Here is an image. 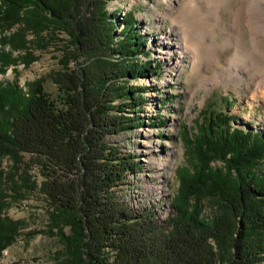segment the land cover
I'll return each mask as SVG.
<instances>
[{
	"label": "trees",
	"instance_id": "16d2710c",
	"mask_svg": "<svg viewBox=\"0 0 264 264\" xmlns=\"http://www.w3.org/2000/svg\"><path fill=\"white\" fill-rule=\"evenodd\" d=\"M109 1L0 0L2 71L17 62L12 51H26L25 64L35 60L27 32L71 36L62 68L49 75L57 99L45 78L27 92L0 83V255L23 228L8 207L39 193L49 214L43 232L61 245L57 264H264V133L234 126L237 117L226 111H205L198 132L184 127L188 160L177 169L164 220L122 199L128 177L143 165L107 138L143 123L145 98L130 83L159 75L162 66L141 59L151 53L137 19L123 15L116 32L119 11L110 14ZM76 53L89 59L72 69ZM162 117L151 124L166 126ZM207 197L215 201L211 212Z\"/></svg>",
	"mask_w": 264,
	"mask_h": 264
},
{
	"label": "rangeland",
	"instance_id": "374dc122",
	"mask_svg": "<svg viewBox=\"0 0 264 264\" xmlns=\"http://www.w3.org/2000/svg\"><path fill=\"white\" fill-rule=\"evenodd\" d=\"M178 0H110L108 11L112 14L119 11L117 33L122 29L121 17L127 14V19L139 21L140 34L147 40L150 57L141 55L143 61L151 60L153 65L160 63L162 71L159 75H149L131 81V86L139 88L145 98L142 117L143 123L135 128L111 135L107 140L119 147L124 153L137 156L143 165L141 172L128 177V183L120 191L124 201L135 209L152 208L160 220L170 213V199L178 188L177 169L188 160V140L185 126L191 132H198L196 125H201L205 111H226L237 117L234 126L245 129H255L264 133V74L255 80H250L253 72L245 73L238 62L231 61L234 51L230 46L222 50V56L217 63L220 69H193L190 59L178 53L177 47L182 45L178 22L186 28L196 31L202 27V22L190 15L183 16ZM264 0H250L246 11L259 6ZM222 12L220 22L215 31V39L222 45L227 44L231 37L230 9L227 4L211 7L201 16H210ZM182 16V17H181ZM196 20V21H194ZM217 24V23H216ZM19 25L8 29L7 35L19 30ZM234 31V30H233ZM249 31V29H248ZM249 31L248 44L256 47V39ZM2 32L0 31V48ZM258 48L264 51V35L259 32ZM211 35L205 41H212ZM30 51L34 61L25 64L22 60L26 51H12L17 62L9 65L5 72L0 66V83L16 82L23 91H28V84L45 78V90L54 99L59 96L58 86L49 75L62 68L63 60L71 46V36L68 31L44 32L36 34L27 32ZM43 39V40H42ZM170 48V49H169ZM9 50V46H6ZM74 50V47L71 48ZM70 49V50H71ZM79 58L70 62L72 69L88 61V55L76 53ZM182 61V62H180ZM173 99L166 101V96ZM164 99V105L159 102ZM225 99H228L227 102ZM233 100V102H231ZM119 101H116L118 103ZM216 103V106L214 105ZM167 120L166 126L153 125L152 117ZM141 120V121H142ZM162 131V135H161ZM30 155H26L28 159ZM220 162H213V167H221ZM6 169L10 163L5 160ZM31 173L41 179L40 171L34 166ZM209 196V195H208ZM211 197L206 199V210L211 212L214 207ZM6 214L14 220H21L23 228L19 231L16 241L3 250L0 264H57L56 253L61 245L58 238L46 234L49 226V214L39 193L28 199L13 203ZM29 233H32L31 235Z\"/></svg>",
	"mask_w": 264,
	"mask_h": 264
},
{
	"label": "bare ground",
	"instance_id": "6f19581e",
	"mask_svg": "<svg viewBox=\"0 0 264 264\" xmlns=\"http://www.w3.org/2000/svg\"><path fill=\"white\" fill-rule=\"evenodd\" d=\"M182 7V15L190 14L202 22V27L196 31L186 28L182 23L178 22L180 36L183 38L182 45L177 47L178 53L190 59V65L193 69L202 70L203 67H208L211 70L220 69L218 62L222 56V50L230 46V49L235 53L232 55L231 61L238 62V66L245 73V79L249 72H253L250 80H255L260 75L264 74V51L258 48L259 32L264 35V3H257L259 6H254L250 11L246 8L250 0H178ZM230 9V29L231 37L227 44L222 45L215 39V31L222 12L212 14L210 16H201L208 9L215 6L225 5ZM182 17V16H181ZM196 21V20H194ZM217 23V24H216ZM252 32L256 39V47L248 44L249 31ZM234 30V31H233ZM211 35L212 41L208 44L205 41L206 37ZM170 49V48H169ZM182 62V61H180ZM264 95V91L259 92L256 96Z\"/></svg>",
	"mask_w": 264,
	"mask_h": 264
}]
</instances>
